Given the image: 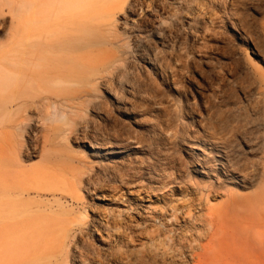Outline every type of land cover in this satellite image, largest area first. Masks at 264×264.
<instances>
[{
    "label": "rangeland",
    "instance_id": "obj_1",
    "mask_svg": "<svg viewBox=\"0 0 264 264\" xmlns=\"http://www.w3.org/2000/svg\"><path fill=\"white\" fill-rule=\"evenodd\" d=\"M30 1L0 0V51ZM115 12L118 43L96 37L101 52L76 82L22 99L76 103L63 117L32 113L44 119L36 148L20 154L27 133L0 115V203L32 205L0 216V264H264V0ZM145 44L156 74L141 64ZM131 72L142 82L124 92ZM87 141L127 151L115 165Z\"/></svg>",
    "mask_w": 264,
    "mask_h": 264
},
{
    "label": "bare ground",
    "instance_id": "obj_2",
    "mask_svg": "<svg viewBox=\"0 0 264 264\" xmlns=\"http://www.w3.org/2000/svg\"><path fill=\"white\" fill-rule=\"evenodd\" d=\"M160 2L161 0H31L28 6L17 12L15 26L11 28L15 44L0 51V115L4 124L18 135L27 133L28 143L24 147L20 145V154L36 148L33 142L40 135L34 128L44 125V119L41 118L34 122L32 113L44 111L45 115L53 113L63 117L64 112L59 111L60 107L72 105L67 108L73 110V105L76 104L61 94L33 101L23 102L22 99L26 95L34 98L42 89L54 85L76 82L81 68L96 60L101 52V49H97L96 37L106 38L110 44L118 43L117 36L111 34L117 13L115 11L122 10L125 5L131 9L138 7L139 11H147L154 7L156 9V4ZM95 16L97 20L94 21V30L82 35L80 25L91 19L93 23ZM156 38L157 43L162 45L161 38ZM155 47L145 44L139 53L142 66L153 74L161 68L155 64V54L147 53L145 48L154 50ZM138 78L132 72L126 74L120 82L122 91H134L135 84L142 82ZM90 96L88 93H79L75 97L79 102H84ZM113 97L119 105L118 96ZM95 107L93 104V108ZM23 111L27 115H19ZM65 136L66 133L61 135L66 139ZM48 138L46 133L43 136L44 142L49 141ZM87 144L91 156L109 160L115 165L120 164V159H123L127 151L125 144H117L111 148L106 147L108 144L95 141H87ZM221 167L227 170L226 164ZM8 200L0 203V216L4 220L25 215L28 208L32 207L27 202L10 201V198Z\"/></svg>",
    "mask_w": 264,
    "mask_h": 264
}]
</instances>
